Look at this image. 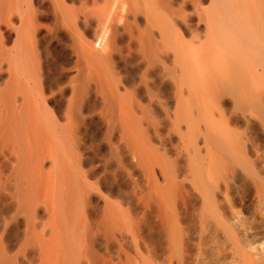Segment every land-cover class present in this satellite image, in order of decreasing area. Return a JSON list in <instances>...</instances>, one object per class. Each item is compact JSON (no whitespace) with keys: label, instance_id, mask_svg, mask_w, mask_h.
I'll list each match as a JSON object with an SVG mask.
<instances>
[{"label":"bare ground","instance_id":"obj_1","mask_svg":"<svg viewBox=\"0 0 264 264\" xmlns=\"http://www.w3.org/2000/svg\"><path fill=\"white\" fill-rule=\"evenodd\" d=\"M0 264H264V0H0Z\"/></svg>","mask_w":264,"mask_h":264}]
</instances>
